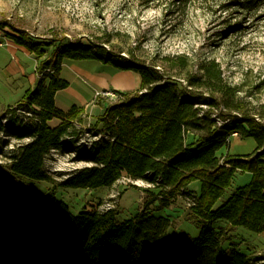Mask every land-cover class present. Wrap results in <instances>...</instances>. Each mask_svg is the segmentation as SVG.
<instances>
[{
    "label": "trees",
    "instance_id": "16d2710c",
    "mask_svg": "<svg viewBox=\"0 0 264 264\" xmlns=\"http://www.w3.org/2000/svg\"><path fill=\"white\" fill-rule=\"evenodd\" d=\"M14 32L8 35L13 42L37 57L45 54L48 44L43 40L22 29ZM66 58L132 70L139 73L141 83L135 91H114L118 100L96 118L99 140L76 154L92 165L78 169L60 186L111 187L126 174L152 183L160 178L154 187L161 197L162 192L185 196L191 192L188 185L198 182L190 207L193 216L264 233V122L241 103L239 87L227 85L214 60L206 61L197 75L176 80L129 57L113 56L103 45L56 46L49 59L39 62L35 87L15 105L32 109L37 121L31 130L34 138L10 163L13 173L50 180L43 170L46 154L61 146L74 123L82 121L83 106L73 105L65 112L55 105V94L69 86L60 75ZM179 64L185 61L174 65ZM214 108L223 109L218 110L219 126L212 117ZM10 110L13 107L4 112ZM53 118L60 121L54 127L48 124ZM233 132L252 137L255 149L243 155H218ZM238 171L250 173V181L216 206ZM113 210L74 214L53 196L32 197L0 174V264H264V254L249 258L238 251L227 253L220 233L209 226L200 227L195 237L169 234L165 216L144 212L119 222Z\"/></svg>",
    "mask_w": 264,
    "mask_h": 264
},
{
    "label": "rangeland",
    "instance_id": "374dc122",
    "mask_svg": "<svg viewBox=\"0 0 264 264\" xmlns=\"http://www.w3.org/2000/svg\"><path fill=\"white\" fill-rule=\"evenodd\" d=\"M169 5L172 8L167 9ZM0 22L7 24L0 26L2 46L15 29L25 30L48 44L45 54L39 57L42 60L49 59L58 45L92 43L103 45L113 56L129 57L176 80L197 75L206 61L214 60L227 85L239 87L237 96L241 103L264 122V0H187L184 4L171 0H0ZM178 55L184 60H175ZM181 61L185 64L174 65ZM27 63L32 69L34 61ZM112 67L98 60L66 58L60 75L71 85L55 94V105L66 112L73 105L80 107L82 100L89 102L84 106L82 121L75 122L72 132L63 137L58 152L48 156L50 171L46 173L50 180L13 173L7 157L2 155L0 174L7 182L18 185L32 197L53 196L74 214L96 211V205L106 198L111 187L71 188L60 183L77 167L92 165L88 160L72 158L74 141L67 137H93L91 132L100 127L96 118L118 100L116 95L117 98L96 96V92L115 91L101 90L103 85L99 82L114 78ZM114 79L119 86L130 81L122 76ZM220 109L214 108L212 113L218 126L222 123ZM228 140L222 151L229 154H248L256 147L252 137L238 134L230 135ZM250 179L249 173H236L216 206ZM193 188L188 185V190L195 193ZM158 191L156 187L121 185V195L113 210L115 220L121 222L148 212L169 219V234L186 232L195 237L200 227L209 226L220 233L221 247L227 253L238 251L249 258L264 254V233L233 227L222 220L204 222L192 215L184 196L162 192L160 197Z\"/></svg>",
    "mask_w": 264,
    "mask_h": 264
},
{
    "label": "built area",
    "instance_id": "2783aa9c",
    "mask_svg": "<svg viewBox=\"0 0 264 264\" xmlns=\"http://www.w3.org/2000/svg\"><path fill=\"white\" fill-rule=\"evenodd\" d=\"M4 44L3 41L0 40V46ZM186 84V81H183ZM106 95L112 96L117 98L118 95L115 92L111 91H102L96 92V96L98 95ZM117 97H116V96ZM95 96V97H96ZM116 102V101H115ZM113 102L112 104H114ZM13 110L3 112L0 114V158L3 156L7 157L8 163H11L13 158L18 154L21 147L25 144L29 143L34 137L31 134V130L34 128L36 123L35 114L33 113L32 109H29L24 106H12ZM11 108V107H10ZM89 130L91 128L89 127ZM89 132V131H88ZM93 137H67L69 140L72 139L74 141V145L72 146L73 151L72 158H77V152L79 149L83 148L84 150H90L94 143L97 142L100 138V134L93 130ZM86 135L89 133H85ZM22 135V136H18ZM231 136H237V132H233L230 134ZM61 142H64L62 139ZM59 149L52 148L44 158L43 170L45 172L50 171L48 168V156L58 152ZM79 159H77L78 161ZM85 161V160H82ZM2 161L0 160V164ZM83 167V166H82ZM82 167H77L80 169ZM160 182V178L156 180L155 183L148 181L147 179H133L130 176L124 174L121 175L111 186V189L106 196L98 205H96V212L102 214L107 211L113 210L119 201L121 192L120 186L125 185H133L140 188H147V187H154L155 184ZM186 193L184 198L187 201V205L191 207L195 203V194L193 192Z\"/></svg>",
    "mask_w": 264,
    "mask_h": 264
},
{
    "label": "crops",
    "instance_id": "0c3cea01",
    "mask_svg": "<svg viewBox=\"0 0 264 264\" xmlns=\"http://www.w3.org/2000/svg\"><path fill=\"white\" fill-rule=\"evenodd\" d=\"M0 40H2V38H0ZM31 59L34 61L32 69H30L27 63V61ZM41 60L42 58L37 57L28 51L24 46L16 44L9 38H7V42L4 46H0V114H2L8 108L16 105L18 102H21L26 91L35 87L38 80L36 67L37 63ZM65 61L66 59L63 60L62 66L64 65ZM76 64L71 66L78 68ZM100 64L102 63L100 62ZM112 72V76H114V78H116V76H122L130 79V81H125L124 84L119 86L117 80L114 78L110 79L109 81L106 79H100L99 82H101V85H103L101 90L110 89L124 92L135 91L139 89L141 79L137 72L132 70H118L114 67H112ZM88 75L91 76L89 73ZM68 82V87H70L71 82ZM87 104H89V102L82 100L81 106L84 107ZM59 122L60 121L58 119L53 118L52 120L48 121V124L49 126L54 127L58 125ZM227 153L229 152H223L221 149L219 150L218 155H226ZM189 186H193L195 191H198L199 189L198 182H192L189 184Z\"/></svg>",
    "mask_w": 264,
    "mask_h": 264
}]
</instances>
